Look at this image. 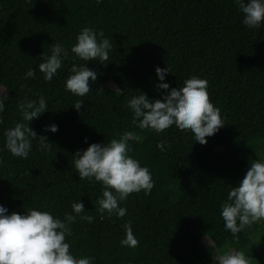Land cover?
<instances>
[{
	"label": "trees",
	"instance_id": "obj_1",
	"mask_svg": "<svg viewBox=\"0 0 264 264\" xmlns=\"http://www.w3.org/2000/svg\"><path fill=\"white\" fill-rule=\"evenodd\" d=\"M235 0H0V205L6 214L29 209L63 220L71 205L82 202L88 223L77 216L66 238L74 256L92 264H216L206 244L221 253L242 251L251 264H264L257 237L264 241V221L234 237L224 227L221 205L245 176L250 164L234 149L239 145L264 160V23L248 28ZM84 27L112 41L109 59L83 61L70 48ZM60 44L69 55L51 81L38 65ZM97 73L83 97L65 88L72 64ZM167 68L163 81L156 68ZM29 69L33 78H25ZM196 76L207 80L211 102L225 126L201 145L190 131L175 125L156 133L132 123L128 102L139 94L150 101ZM43 97L47 111L29 127L53 146L27 158L6 148L5 132L22 122L21 100ZM83 102L79 110L73 108ZM56 125L53 133L46 126ZM131 132L130 156L152 174L150 194L132 193L120 203L126 215L99 211L103 187L79 179L73 154L89 144H106ZM163 141L165 150L157 148ZM237 143V144H235ZM74 214V213H72ZM131 222L137 247L121 246L124 224Z\"/></svg>",
	"mask_w": 264,
	"mask_h": 264
},
{
	"label": "clouds",
	"instance_id": "obj_2",
	"mask_svg": "<svg viewBox=\"0 0 264 264\" xmlns=\"http://www.w3.org/2000/svg\"><path fill=\"white\" fill-rule=\"evenodd\" d=\"M243 14L242 23L248 28H259L264 23V0H235ZM51 55L43 56L38 65L45 81H51L62 61L68 58L69 52L62 45H51ZM113 49L112 41L104 37L103 31L96 32L84 27L76 37L70 51L83 61L98 60L101 64L109 59ZM157 78L164 80L169 73L165 67L156 68ZM71 75L65 81V88L73 95L83 97L92 91L91 82L97 79V73L85 65L72 64ZM35 71L29 69L25 78H33ZM167 93L162 99L150 101L145 94L134 96L129 102L133 112L132 123L144 130L163 132L175 125L179 130L190 131L194 141L201 145L207 143L206 137L214 135L224 127L220 109L211 102L207 91V80L192 76L183 81L180 88L169 91L167 83L157 85ZM4 98L0 97V112L4 110ZM83 102L77 100L73 108L79 110ZM22 122L5 132L6 148L11 155L27 158L36 138L37 150H49L53 145L47 142L46 136H39L29 124L47 111V103L41 96L38 100H21L18 104ZM2 122V121H0ZM45 131L55 133L56 125L46 126ZM129 138L139 139L131 132H125L118 139L106 144L92 143L83 151L73 154V165L81 180L99 182L102 196L98 198L100 212L115 214L118 218L126 215V209L120 203L132 193L143 191L150 194L154 187L152 174L147 167L129 155L131 147ZM165 150L163 141L157 144ZM72 213L66 212L63 220L54 217L47 211L29 209L23 215L13 212L6 214L7 209L0 205V264H92L93 257L78 258L71 252V245L66 238L72 235L70 227L77 216L82 221L91 223L93 216L86 213L82 202L71 205ZM221 217L224 227L234 237L245 228L264 221V161L254 160L238 186L227 194V201L221 205ZM125 236L121 246L137 247L131 222L124 224ZM216 264H251V260L242 251H225L216 257Z\"/></svg>",
	"mask_w": 264,
	"mask_h": 264
},
{
	"label": "rangeland",
	"instance_id": "obj_3",
	"mask_svg": "<svg viewBox=\"0 0 264 264\" xmlns=\"http://www.w3.org/2000/svg\"><path fill=\"white\" fill-rule=\"evenodd\" d=\"M237 144V143H235ZM233 149L242 157L244 158L251 166V162L256 160L254 159L251 155H249L248 152L244 151L239 145H234L233 146ZM264 161V160H262ZM206 244L208 245L209 249H210V252L214 255V256H218L219 254H221V251L216 248L212 242L209 240V239H206ZM257 242L259 243V251H260V254H261V257L262 259H264V241H263V238L261 237H257ZM230 250V247L227 246V249L226 251H229ZM212 264H215V263H212Z\"/></svg>",
	"mask_w": 264,
	"mask_h": 264
}]
</instances>
